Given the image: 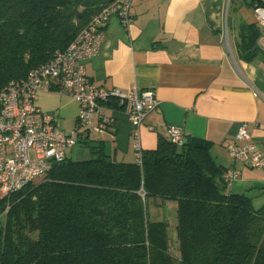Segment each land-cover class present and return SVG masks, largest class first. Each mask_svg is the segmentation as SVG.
<instances>
[{
  "label": "trees",
  "instance_id": "trees-1",
  "mask_svg": "<svg viewBox=\"0 0 264 264\" xmlns=\"http://www.w3.org/2000/svg\"><path fill=\"white\" fill-rule=\"evenodd\" d=\"M114 1L0 0V85L50 61ZM104 146L0 189V264H264V203L230 189L210 141L160 136L143 165Z\"/></svg>",
  "mask_w": 264,
  "mask_h": 264
},
{
  "label": "crops",
  "instance_id": "crops-1",
  "mask_svg": "<svg viewBox=\"0 0 264 264\" xmlns=\"http://www.w3.org/2000/svg\"><path fill=\"white\" fill-rule=\"evenodd\" d=\"M262 2L133 0L129 29L112 17L100 52L85 61L88 75L108 89L155 91L160 105L140 128L145 150L155 149L160 136L168 138L172 126L185 138L208 140L218 164L241 171L230 189L254 197L257 206L264 203V168L234 160L228 145L245 122L264 152V53L256 41L260 28L253 9ZM38 94L36 105L53 113L58 128L68 134L77 123L79 102L55 90ZM104 108L112 125L86 132L67 157L76 153L88 159L90 145L103 142L112 159L136 162L134 125L122 107L107 103ZM98 122L94 116L93 123ZM150 213L157 220L164 217L159 207Z\"/></svg>",
  "mask_w": 264,
  "mask_h": 264
},
{
  "label": "built area",
  "instance_id": "built-area-1",
  "mask_svg": "<svg viewBox=\"0 0 264 264\" xmlns=\"http://www.w3.org/2000/svg\"><path fill=\"white\" fill-rule=\"evenodd\" d=\"M133 0H115L96 13L88 24L64 50L32 69L25 77L0 85V189L7 194L18 191L36 180H44L53 164L67 157L69 148L77 145L86 132H103L112 125L106 115L105 104L114 102L122 107L134 125L136 163L143 165L144 147L140 128L147 115L160 105L152 89L124 92L108 89L94 81L87 73L85 61L100 52L105 29L114 16L129 29L133 22ZM260 33L257 39L264 53V2L253 7ZM58 91L80 104L77 123L68 133L56 124L55 115L36 105L39 92ZM99 118L98 124L93 117ZM152 129L151 126H148ZM168 138L183 145L185 135L178 127H170ZM234 160L243 161L254 169L264 168V152L253 141L245 122L241 123L235 141L228 145ZM241 175L237 168H229L224 180L230 187Z\"/></svg>",
  "mask_w": 264,
  "mask_h": 264
},
{
  "label": "rangeland",
  "instance_id": "rangeland-1",
  "mask_svg": "<svg viewBox=\"0 0 264 264\" xmlns=\"http://www.w3.org/2000/svg\"><path fill=\"white\" fill-rule=\"evenodd\" d=\"M41 96L38 94L37 95V98H40ZM37 98H36V100H37ZM46 100L48 101V102H50V103H53L55 100H53V98H51V97H48V96H46ZM78 149H80V150H82L83 151V149L82 148H78ZM87 151L89 152V150L87 149ZM73 153V152H72ZM80 158H82V155H80V154H76V153H74L73 155H72V159H75V160H83V159H80ZM40 182V180H36V183H39ZM2 191V190H1ZM3 193H4V191H3Z\"/></svg>",
  "mask_w": 264,
  "mask_h": 264
}]
</instances>
